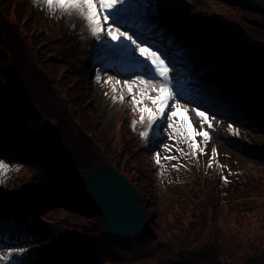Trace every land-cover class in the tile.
<instances>
[{"label":"trees","instance_id":"16d2710c","mask_svg":"<svg viewBox=\"0 0 264 264\" xmlns=\"http://www.w3.org/2000/svg\"><path fill=\"white\" fill-rule=\"evenodd\" d=\"M205 1L195 21L208 27L204 43L222 46L212 54L219 63L212 72L232 81L221 92L247 105L231 110L244 117L253 136L249 148L238 147L263 162L255 176L231 175L253 162L231 151L221 157L219 149L214 164L207 157L196 173L187 169L185 179L173 181V170L161 159L164 151L133 129L138 113L127 108L115 129L105 123L91 82L94 67L76 75L61 49L60 26L48 22L57 23V17L47 9L43 14L35 0H0V118L34 141L53 142L43 158L11 156L16 184L5 196L47 188L59 201L47 219L64 230L43 231L35 241L57 264H264V0ZM48 92L61 94L78 138L47 103ZM101 156L136 185L149 213L135 249L104 234L102 215L84 200L69 168Z\"/></svg>","mask_w":264,"mask_h":264},{"label":"rangeland","instance_id":"374dc122","mask_svg":"<svg viewBox=\"0 0 264 264\" xmlns=\"http://www.w3.org/2000/svg\"><path fill=\"white\" fill-rule=\"evenodd\" d=\"M30 1L33 3L34 0ZM156 3L158 15L154 18L155 26L152 32L161 35V37L163 35V38H160L163 40L161 42H168V45L173 46L171 50L167 48L168 46H165L164 52H160V54L162 57L166 54L175 63V72L173 73L175 76V90H182L187 98L196 101L198 104H203L205 107L200 108V110L207 111L209 118L213 115L216 116L212 130H209L206 126L203 128V131H209L210 139L205 142L201 136L197 135L195 137L197 149L195 150L190 148L188 143L182 138H167V133L164 131L167 128L166 124L160 128L159 135L150 133L153 136L151 143L159 146L161 152L164 151L165 154L161 159L173 170L172 180L181 181L185 179L187 169L196 173L198 167L204 166L207 157L214 164L218 159L217 150L219 149L221 157H228L229 155L227 154L231 151V153L234 152L236 154L235 156L247 158L253 162L252 165H243L244 170L238 171L237 169L231 175L243 172L250 174L249 176L257 175L260 168L258 166L262 165L263 162L251 155L244 154L238 147L243 146L249 148L252 145L253 136L245 129L244 117L232 111V107H228L229 105L237 107H245L247 105L245 103H237L236 101L233 103L231 102L232 98L230 96L221 95L219 90L227 86L226 84L230 83L229 80L220 74L208 72L214 66L219 65L215 61L216 57L212 54L222 47L221 45L210 46L204 43L208 33V27L205 25L199 26L195 21L196 17L194 14L197 12L202 13V10L199 8L206 1L156 0ZM46 9V7H42L43 14ZM48 22L53 25V28L56 24L60 26L62 37L61 49L67 62L70 65L76 66L75 72L77 76L85 75L87 67H94V71L91 73V82L95 89L94 92L99 100L105 123L115 129V124L125 114L126 109L131 108L130 99L127 98L125 89L126 100L124 102H113L112 96L114 93L112 92L111 85L103 82L106 80H103L104 73H102V80L100 82L96 80V70L101 67L107 68L108 65L113 63V60L102 49L96 46L99 42H94L86 30L81 31L84 28V21L78 17H57V23H53L54 20L52 18ZM164 35H167L168 39ZM150 39L153 41V37H150ZM25 52L28 54L26 50ZM28 62H33V59L30 58ZM99 64H103L104 66L99 67ZM201 64L204 66H201ZM169 67L171 70L172 66L170 65ZM118 68L119 62H116V68L110 69V71L117 72ZM91 74L88 72L89 77ZM125 78L126 76L124 75H118L116 77L121 82ZM105 93L108 94L105 95ZM45 99L49 106L68 123L76 138H78L79 127L73 120L71 114L63 108L64 103L61 94L59 95L57 93L54 95L48 92L45 94ZM181 102L183 103L184 101ZM165 111L168 113L167 108ZM176 112L179 119L174 120V123L178 124L180 120H184L186 125L190 123L197 131L201 130V123L194 112L189 111L186 113L183 109L179 108L176 109ZM134 119L138 120L139 115L133 117ZM10 125L11 122L0 118V160L4 159L5 165H7L3 170V175H0V180L3 181V183H0V249H3L5 246L24 247L28 249L27 253L17 257L22 264H57L52 258H48L44 254L42 246L35 241L43 231L55 234L64 230L59 223L52 219H47L51 207L59 201L49 197L47 188L42 189L38 193L36 191H28L27 188H22L19 193L5 196L7 190L16 184L12 171L13 166H15L12 165L15 158L12 157L17 155H35L43 158L46 149L53 147V142L51 140L34 141L21 131L13 130L10 128ZM229 125L232 126L231 129ZM135 130L141 131L140 126L137 125ZM164 145H168L170 151L166 150ZM159 154L161 155V153ZM6 156L12 157L5 158ZM169 157H172V159H169ZM101 158L108 161L104 156H101L84 167L70 166L69 168L71 171L79 168L81 169L79 171L87 172L89 165L99 161ZM236 167H239L237 163L231 169ZM26 170L25 167L21 168L22 172ZM216 174L213 176V179ZM200 182V188L204 191L202 186L203 178L200 179ZM133 185L136 187L135 184ZM140 203L143 207L146 206L143 202L140 201ZM144 211L147 219L149 213L145 209ZM42 215H45V217H41ZM128 242L135 249V241L130 240ZM0 264H4V262L0 261Z\"/></svg>","mask_w":264,"mask_h":264},{"label":"snow or ice","instance_id":"6c2138e0","mask_svg":"<svg viewBox=\"0 0 264 264\" xmlns=\"http://www.w3.org/2000/svg\"><path fill=\"white\" fill-rule=\"evenodd\" d=\"M35 3L39 7H46L50 16H76L84 21L81 31L86 30L94 42H99L96 46L113 60L107 68L96 70L98 82L102 80V73L116 68V62H119L117 74L126 78L121 82L107 75L103 82L111 85L113 102H124L126 89L131 111L139 115L138 120L131 121L132 127L135 130L137 125L140 126L139 135L146 142L151 143L153 136L150 133L159 135L160 128L165 124L167 138H182L194 150L197 149V135L205 142L210 139L209 131H203V128L206 126L212 130L216 116L209 118L207 111L200 110L205 107L203 104L187 98L182 90H175V63L166 54L162 57V50L150 39L155 26L154 18L158 15L156 0H35ZM178 108L186 113L194 112L201 123V130L197 131L190 123L186 125L184 120L174 123L179 119ZM164 148L170 151L168 145H164ZM156 163H160L159 153H156ZM6 167L4 161L0 160V175H3ZM0 183L3 181L0 180ZM27 252L28 249L24 247L5 246L0 249V261L4 264H22L17 257Z\"/></svg>","mask_w":264,"mask_h":264},{"label":"water","instance_id":"95a60500","mask_svg":"<svg viewBox=\"0 0 264 264\" xmlns=\"http://www.w3.org/2000/svg\"><path fill=\"white\" fill-rule=\"evenodd\" d=\"M100 162L104 164L97 167ZM79 170L72 171L85 190L84 200L102 215L104 234L121 241L135 240L147 224L137 188L103 158L89 165L87 172Z\"/></svg>","mask_w":264,"mask_h":264},{"label":"bare ground","instance_id":"6f19581e","mask_svg":"<svg viewBox=\"0 0 264 264\" xmlns=\"http://www.w3.org/2000/svg\"><path fill=\"white\" fill-rule=\"evenodd\" d=\"M104 164V162H100L98 165H97V167H99V166H101V165H103ZM95 169V168H94ZM124 242V241H123Z\"/></svg>","mask_w":264,"mask_h":264}]
</instances>
